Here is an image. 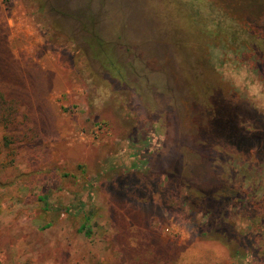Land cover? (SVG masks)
<instances>
[{
    "label": "rangeland",
    "instance_id": "1",
    "mask_svg": "<svg viewBox=\"0 0 264 264\" xmlns=\"http://www.w3.org/2000/svg\"><path fill=\"white\" fill-rule=\"evenodd\" d=\"M208 6L0 0V59L20 83L9 130L0 121V264H242L198 238L213 235L207 217L168 210L151 185L139 200L111 190L146 175L178 200L235 193L226 218L261 249L249 264H264V156L222 144L206 108L233 105L211 50L264 76V0Z\"/></svg>",
    "mask_w": 264,
    "mask_h": 264
},
{
    "label": "trees",
    "instance_id": "2",
    "mask_svg": "<svg viewBox=\"0 0 264 264\" xmlns=\"http://www.w3.org/2000/svg\"><path fill=\"white\" fill-rule=\"evenodd\" d=\"M200 1L208 4L212 12H214L213 5L219 2V0ZM255 1L262 2V0ZM194 11L198 14L196 8ZM7 69L8 67L0 59V121L9 130L10 118L15 112V108L11 104L15 98L10 93V89L19 82L13 81L14 86L11 81L14 74L7 73ZM17 90V99L23 103L26 99V95L22 93L24 88L21 89L20 87ZM223 98L214 99L212 102L210 101V104L207 103L209 125L213 133L222 144L233 147L240 153H258L264 156V115L258 114L247 105H231ZM223 131H226L227 134L223 135ZM143 178H145V182H141V178L137 179L134 176L130 177L129 180L121 178L115 183V186H111V190L127 200L133 198L136 200L146 199L149 198L150 194H159L163 198L164 206L170 211L179 212V208H185L195 216L199 214L207 217L215 225L213 235L209 237V231L199 230L198 238L203 242L209 241L220 244L227 249L232 257L247 258L255 256L258 252L262 253L261 249L257 250L253 235L245 234L243 230L240 231L233 220L226 218L225 210L227 211L228 205L236 199V194L232 191H220L213 194L192 192L188 198L184 197L178 200L179 194L173 184L161 186L159 178L153 182H151L150 175L143 176ZM147 184L152 186L149 195L143 192L144 189H148ZM39 199L42 203H46V207H49L47 204L48 197L43 196ZM87 221L89 222L88 218ZM81 231H84L88 237L91 235V232L85 230V227ZM180 261L178 258L177 264ZM198 264L206 263L204 260H200Z\"/></svg>",
    "mask_w": 264,
    "mask_h": 264
},
{
    "label": "clouds",
    "instance_id": "3",
    "mask_svg": "<svg viewBox=\"0 0 264 264\" xmlns=\"http://www.w3.org/2000/svg\"><path fill=\"white\" fill-rule=\"evenodd\" d=\"M210 59L219 82L230 89L225 98L233 105L246 103L249 108L264 115V76L254 71L255 65L248 61H234L231 53L220 49L211 50ZM249 262L250 258H245L242 264Z\"/></svg>",
    "mask_w": 264,
    "mask_h": 264
}]
</instances>
